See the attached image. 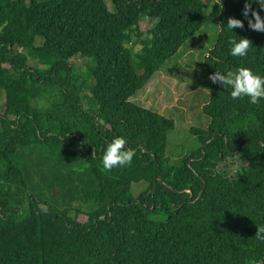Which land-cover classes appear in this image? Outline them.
Listing matches in <instances>:
<instances>
[{"label": "trees", "instance_id": "trees-1", "mask_svg": "<svg viewBox=\"0 0 264 264\" xmlns=\"http://www.w3.org/2000/svg\"><path fill=\"white\" fill-rule=\"evenodd\" d=\"M243 6H214L208 77L240 66L264 75V32L248 27ZM207 8L205 0H0V264H264V101L233 100L210 80L209 125L191 130L201 147L179 166L167 156L175 120L131 101L209 23ZM229 17L244 28L220 27ZM240 37L252 43L243 58L229 53V38ZM86 59L89 96L74 67ZM116 136L135 156L107 171L101 157ZM46 155L72 161V171L88 167L93 188L76 194L77 208L41 201L25 167ZM236 156L247 162L239 176L219 171ZM140 183L147 188L135 195Z\"/></svg>", "mask_w": 264, "mask_h": 264}, {"label": "rangeland", "instance_id": "rangeland-1", "mask_svg": "<svg viewBox=\"0 0 264 264\" xmlns=\"http://www.w3.org/2000/svg\"><path fill=\"white\" fill-rule=\"evenodd\" d=\"M50 1L52 0H41L44 3ZM205 2L208 5L206 13L210 16L209 23L131 99L142 108L175 120L176 128L168 133L167 141V156L170 157L172 166H179L188 154L196 152L201 147L200 141L191 130L193 128L206 130L209 125L208 118L202 113L203 105L210 93V79L203 68V58L208 55L216 40L218 15L212 14L219 0ZM107 4L112 11L109 1ZM142 24L144 31L148 32L154 28L155 21L144 19ZM37 44L41 45L42 41L39 40ZM30 63L34 67H39L33 60H30ZM74 67L80 83L87 82L85 93L89 96L90 88L94 86L93 80L90 79V69L94 68L93 60L76 61ZM84 105L85 108L88 107L86 102ZM3 111L4 93L0 90V113ZM38 157V164L26 165L25 170L29 180L37 184L36 192L45 195L41 201L58 209H69L72 204L77 208L74 202L76 194L93 188L89 182L88 167L85 165L86 167L72 171L70 166L75 164L72 161L60 163L51 156ZM246 166L247 162L236 156L220 166L219 171L229 177L239 176ZM146 188L145 183L135 184L132 191L137 195ZM27 214V211H24V215ZM78 219L82 223L87 220L84 216H79Z\"/></svg>", "mask_w": 264, "mask_h": 264}, {"label": "clouds", "instance_id": "clouds-1", "mask_svg": "<svg viewBox=\"0 0 264 264\" xmlns=\"http://www.w3.org/2000/svg\"><path fill=\"white\" fill-rule=\"evenodd\" d=\"M221 3V0H220ZM255 4L259 10L252 7ZM264 0H244L242 15L247 20L248 27L257 32H264ZM250 14V15H249ZM226 26L227 30L234 32V29H243L244 20L229 17L227 23L220 26ZM231 45L229 53L233 57H246L252 43L249 39L240 37L238 40L229 38ZM209 79L213 84H220L225 90L230 89V96L233 100L247 98L248 102L258 105L264 101V75L254 72L249 67L240 66L226 72L215 71ZM128 141L123 136H116L107 143L101 157L102 167L111 171L114 168H122L130 165L135 156V151L127 147ZM46 211V209H44Z\"/></svg>", "mask_w": 264, "mask_h": 264}, {"label": "water", "instance_id": "water-1", "mask_svg": "<svg viewBox=\"0 0 264 264\" xmlns=\"http://www.w3.org/2000/svg\"><path fill=\"white\" fill-rule=\"evenodd\" d=\"M238 151H239V149H238ZM238 154V153H237Z\"/></svg>", "mask_w": 264, "mask_h": 264}]
</instances>
